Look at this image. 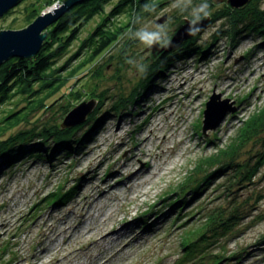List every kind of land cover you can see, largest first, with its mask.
I'll use <instances>...</instances> for the list:
<instances>
[{
  "label": "rangeland",
  "instance_id": "374dc122",
  "mask_svg": "<svg viewBox=\"0 0 264 264\" xmlns=\"http://www.w3.org/2000/svg\"><path fill=\"white\" fill-rule=\"evenodd\" d=\"M34 1L22 0L1 17L0 30L27 26V11L29 4ZM62 2L54 0L51 5L42 7L37 16ZM116 2L109 0L103 12L89 18L80 29L68 51L57 61V67L70 62L61 70L62 75L66 76L73 66L85 60V47L77 58H74L75 53L83 40L107 18L106 14H110ZM173 2L129 28L135 31L143 26L151 28L155 24H166L171 38L177 27L184 22L185 18L182 17H190L187 13L173 9ZM193 2L199 4L205 0ZM206 2L210 5V0ZM260 4L264 8V0ZM225 5L229 7L226 0H214L210 6L214 12ZM127 13L128 10L111 15L113 27L125 24L128 21ZM211 18L204 19L206 25L199 32L197 42L205 46L213 43L206 53L191 54L172 63L160 77H154L155 84L144 92L137 103L131 107L128 104L120 114L108 112L107 109L120 95L128 97L142 75L126 60L133 59L147 66L159 57L161 47L158 45L159 50L153 54L138 40L130 38L127 28L99 59L91 65H85L79 76L85 75L86 78L76 85L81 97L79 102L94 99L95 109L98 105L97 96L101 93L107 95L98 110V122L95 125L87 122L77 131L75 138L82 137L90 129L89 126L95 128L92 134L84 138L82 143H72L75 148L68 156L57 152L52 158L26 156L11 168L6 167L4 172L1 171L0 264H56V258H52L49 251L52 247L62 245L65 238L64 234L58 233L61 229L70 226L73 228L72 235L81 234L97 221L103 220L104 230L109 231L117 227L116 223L122 222L123 218L131 217L135 218L130 223L140 238L129 243L108 264H213L214 255L225 257L220 264H264V164L249 181H239L234 170L218 171L211 167L206 170L209 178L198 192L167 195L172 191L177 193L179 186L194 176L196 168L204 164V159L214 157L218 150L226 148L237 137L245 121L264 106L262 38L242 32L232 40L225 34L214 40L213 37H216L215 34L225 20L210 22ZM161 19L164 20L160 22ZM212 92L220 94L221 99H229V103L233 102L232 106L236 109L223 115L214 129L203 132L204 103L209 100ZM76 96L66 95L39 118L33 113L30 120L34 122L25 123L20 127L21 130L36 127L37 131L44 124L61 125L66 117H63V112L69 108V104H75L67 110L69 112L80 104L77 100L74 102ZM11 104L3 105L2 109L17 110L25 107V111L28 110V104L19 94ZM155 121L160 124L156 126ZM152 128L155 129L153 135L149 133ZM9 133L13 132L5 135ZM162 134L166 136L164 154L157 158L159 151L155 148L153 137L160 141ZM145 136H149L150 140L142 142ZM27 141L22 146L39 143V137ZM246 144L239 160L241 165L251 167L255 165L254 155L264 154V132ZM48 147L54 149L52 140L43 149ZM142 154L147 156L146 159L142 158ZM137 155L141 158L137 159ZM148 163L152 164L153 169L148 167ZM157 167H165L164 174L152 178L157 173L154 169ZM131 169L146 170L142 178L150 180L147 186H136L137 190H148V193L138 196L134 201L131 198L135 190L133 186L141 181L128 183ZM204 176L205 173H202L198 177ZM101 182L104 188L109 189V193L105 198H100L97 205L93 203L88 207L80 203L83 210L79 214L78 207L81 205L78 202H83L82 193L88 191L95 194L93 188ZM66 193L72 195L67 202L50 203L53 194ZM123 202H127V212L122 211ZM234 208H238L242 218L234 221L224 236L220 234L221 229H217L219 235L214 233L207 238L209 243L201 251L204 253L202 259L200 254L195 259L194 256L188 259L183 255V245L195 236V231L203 227L209 216L216 213L220 215L219 211H223L224 216L228 217ZM110 213L112 221L106 219ZM95 231L92 235L73 238L63 245L65 249H88L76 256L65 257L60 264H97L106 255L113 253L115 240L112 237L108 238L113 239L112 242L106 241L103 245L91 246L88 243L93 236L98 235ZM42 246L46 251L42 252ZM40 254L43 256L42 261L36 260Z\"/></svg>",
  "mask_w": 264,
  "mask_h": 264
},
{
  "label": "trees",
  "instance_id": "16d2710c",
  "mask_svg": "<svg viewBox=\"0 0 264 264\" xmlns=\"http://www.w3.org/2000/svg\"><path fill=\"white\" fill-rule=\"evenodd\" d=\"M54 0H35L29 4V9L26 15V25L32 22V20L40 13L42 7L51 5ZM109 0H83L82 2L73 5L67 10L62 17H60L52 26L46 30L47 36L42 44L39 52L32 59L23 58H11L4 62L0 66V174L7 168H11L19 160L21 161L26 156H34L38 158H52L54 153H62V155L70 154L75 148L72 143H82L84 138L92 134L94 131L93 126H89L90 129L85 132L82 137L75 138L77 131L81 129L87 122L92 125L98 122L99 116L98 110L103 105L107 95L99 94L97 96V107L88 115L84 124H80L77 127L62 128L61 125L48 126L44 124L40 129L36 127L29 130H21V126L25 123H33L30 117L33 113L39 118L42 113H45L49 107L53 106L59 100H62L66 95H78L75 97L74 102L80 103V96L78 85L85 75L79 76L81 70L85 65H91L97 59H99L106 51H108L115 42L118 41L122 33L129 27L135 26V19L140 17L141 21L145 18L151 17L158 13L165 6L169 5L172 0H117L110 14H106L107 18L82 42L79 50L75 53L74 58H77L79 52L86 48L87 54L85 60L81 64H76L72 67L66 76L61 74V70L69 65L68 63L62 64L57 67V61L64 56L68 51L72 41H74L80 29L85 25L87 20L95 14L102 13L104 5ZM214 0H210V5H213ZM261 0H252L244 7L239 9H233L227 5L222 9L218 8L211 15L210 22L222 19L221 28L213 37L214 40L220 35H227L230 40L234 39L238 34L242 32L252 33L256 36H260L264 43V8L260 7ZM145 3L154 4L155 12H144L143 5ZM124 9V10H123ZM128 10V21L124 24L121 23L118 26L113 27L110 17L116 15L119 12L122 13ZM182 18H187L184 15ZM200 33H197L191 39L184 41L176 48L159 53V57L153 62L147 65V73L141 75L138 84L133 89L132 93L128 97L120 95L108 108V112L121 113L129 106H133L143 96L152 85L155 84L154 77H160L161 74L167 70L172 63L177 60H182L191 54L198 55L199 53L205 54L207 49L213 44L199 45ZM214 40H212L214 42ZM73 59V58H72ZM87 74V73H83ZM66 77V78H65ZM73 81V82H71ZM72 83V84H70ZM70 84V85H69ZM75 86V87H74ZM92 97L93 92H91ZM23 96V101L28 104L27 111L24 109H2L3 105L11 104L13 98L17 95ZM96 97V95H95ZM12 105V104H11ZM31 105V106H30ZM75 105V104H73ZM73 105L69 104V108ZM69 108H66L63 112V117L68 113ZM107 113V112H106ZM105 113V114H106ZM20 128V129H19ZM8 132H13L9 133ZM264 132V106L256 113H253L244 123L243 127L237 133V137L227 144L224 149L218 150V153L214 157L204 159V164L196 168L194 176H190L179 186V191L170 192L167 195L173 196L178 193L185 195L188 192H198L203 182L209 178V173H206L211 167H215L218 171L234 170L236 175L239 176V181H249L251 176L257 173L258 168L264 164V154L254 155L256 157L255 165L248 167V165H241L239 160L240 154L246 148V143L253 138H257ZM34 137H39V143L37 144H22L28 140L31 141ZM54 142L55 147L43 149V147L50 141ZM27 141V142H28ZM19 143V144H18ZM21 143V144H20ZM19 161V162H20ZM206 162V163H205ZM206 165V166H205ZM205 166V167H204ZM214 169V170H216ZM3 170V171H2ZM2 171V172H1ZM205 173V176L200 178V174ZM53 199L50 200L51 204L64 203L72 198L71 194H53ZM183 197V196H181ZM181 197H179L181 199ZM212 214L208 217V221L195 231V236L188 240L184 245L185 257L197 258L196 255L200 254L204 257L203 251L209 241L211 234L216 233L217 229H221V236H224L233 226L234 221L242 218V214L239 213L238 208H234L230 212L229 216H224L223 211ZM216 235H219L216 233ZM215 258L213 264H220L225 257L214 255ZM195 264V263H193Z\"/></svg>",
  "mask_w": 264,
  "mask_h": 264
},
{
  "label": "water",
  "instance_id": "95a60500",
  "mask_svg": "<svg viewBox=\"0 0 264 264\" xmlns=\"http://www.w3.org/2000/svg\"><path fill=\"white\" fill-rule=\"evenodd\" d=\"M22 0H0V18L16 7ZM83 0H63L62 4H55L43 11L27 26L15 30H0V66L11 58L32 59L41 49L47 36L46 30L52 26L62 15L73 5ZM221 1V0H220ZM231 8L239 9L244 7L252 0H226ZM165 18V17H164ZM164 19H161L162 22ZM206 25L203 20L201 29ZM189 20L184 19L171 36V43L166 48L158 49V45L149 48L152 53L159 50L158 53L168 52L184 41L191 39L195 35H189L187 30ZM157 53V54H158ZM204 103L202 131L214 129L227 112H234L236 107L229 103V99H221V95L215 92ZM96 101L92 99L89 102H82L74 107L64 118L61 124L62 128H71L82 124L88 115L93 111Z\"/></svg>",
  "mask_w": 264,
  "mask_h": 264
},
{
  "label": "bare ground",
  "instance_id": "6f19581e",
  "mask_svg": "<svg viewBox=\"0 0 264 264\" xmlns=\"http://www.w3.org/2000/svg\"><path fill=\"white\" fill-rule=\"evenodd\" d=\"M159 124H160V122L155 121V125L156 126H158ZM156 129H158V128H156ZM153 130H155V129L152 128V129L149 130V133L152 134V135H153ZM150 134H149V136H150ZM149 136H145L144 138H142V142H145L147 139L150 140ZM161 137L162 138H160V141H159V138H155V136L153 137L155 139V142H156V147L155 148H156V150L159 151V153L156 154L157 158H159L160 156H163V154H164L163 152H164V147H165V143H166V140H165L166 136L164 134H162ZM142 156H143V154H142ZM146 157L147 156L144 155L142 158L146 159ZM139 158H141V156L137 155V159H139ZM148 165H149V163H148ZM124 166H125V164H124ZM148 167L152 168V164H150ZM154 169L157 171V173L155 172V174H153L152 178L153 177L154 178L155 177H159L160 175L164 174L165 167L164 168H158L157 167V168H154ZM94 172H96V171L94 170ZM118 172H120V171H118ZM145 172H146V170L143 171L141 169H131L129 171V175L130 176H128L129 177L128 178V180H129L128 183H131V182L134 183V180H140L141 181L140 184H134V186H133V188L135 189V190L132 189L133 190V196L131 198L133 199V201L138 196L148 193V190L141 191V190H137V187H136V186L139 187V185L147 186V185L150 184V180L146 181V180H143V178H142V176L145 174ZM143 181H145V182H143ZM93 190L95 191V194H92V192L90 193L88 191H84V193H82L84 197L81 198V200H83V202L79 201L78 204L79 205L86 204V206H88V207L93 205V203H96V205H97L100 202L99 201L100 198L101 199L105 198L106 194L109 193V189L104 188L103 182H101L100 184L96 185V187L93 188ZM127 198H129V197H127ZM125 205H127V202H125V203L123 202V206H122L123 207V209H122L123 212L124 211L125 212L128 211V208H126ZM160 208H161V206H160ZM82 210H83V207L81 205V206L78 207L79 214L82 213ZM104 216H106V215H104ZM111 217L112 216H111V213H110L106 219L107 220L108 219L111 220ZM123 219L124 220L122 222L116 223L117 227H115L114 229L109 230V231L104 230V226H102L104 224L103 220L102 221H97L98 224L96 223L95 225L87 228L86 231L81 232V234L75 233L74 235H72L73 228H71L70 226H67V227L61 229L58 233L59 234H64L63 237L65 239H64L62 245H60V246L58 245V246H55V247L51 248V250L49 251L50 254H51V257L52 258H56V260H55L56 264H60L62 259H64L67 256L69 257V255L76 256L78 253H81L82 251H87L88 247L87 248H76V249H70V248H66L65 249L63 247V245L68 244L73 238L75 239V238H79V237L84 236V235L85 236L92 235L94 230H96L95 232L98 235L95 236V237L93 236V238L90 239V241L88 242L89 244H91V246L103 245L102 243H104L106 241L112 242L113 239L115 240V249L113 250V253H111L109 255H106L105 258H103L102 261L97 263V264H108L109 262L112 261L113 257L116 254L122 252L127 246H129L130 245L129 243H131L134 240H137V239L140 238L138 233L135 230V227H133L131 225V223H130L132 221V219H135V218L131 217V218H123ZM100 226H102L103 228H99ZM110 237H112L113 239L109 240L108 238H110ZM120 243H121V246L118 248L117 246H119ZM116 247H117V249H116ZM41 249H42V252L46 251V248L43 247V246H42ZM64 250H66L65 254H61V252H63ZM59 256H61L62 258L58 259ZM42 258H43L42 254L36 256V260H38V261L39 260L42 261ZM41 264H42V262H41Z\"/></svg>",
  "mask_w": 264,
  "mask_h": 264
},
{
  "label": "clouds",
  "instance_id": "9594fccd",
  "mask_svg": "<svg viewBox=\"0 0 264 264\" xmlns=\"http://www.w3.org/2000/svg\"><path fill=\"white\" fill-rule=\"evenodd\" d=\"M173 9H177L182 13H187L190 16L188 34L196 35L201 31V23L204 19L209 18L213 12L209 3L202 2L199 4H194L193 0H174L171 4ZM144 12H155L156 8L154 4L145 3L143 5ZM136 24L141 23L139 16L136 17ZM128 35L132 39L138 40L146 48H152L153 46L159 45L161 48H166L171 43V38L168 34V27L166 24H155L151 28L148 26H143L133 31L129 28ZM126 63L134 66L137 71L145 75L147 73V66L141 62L133 59H127Z\"/></svg>",
  "mask_w": 264,
  "mask_h": 264
}]
</instances>
